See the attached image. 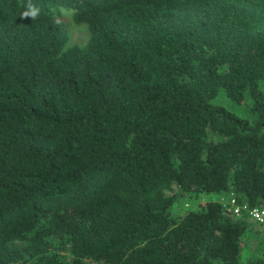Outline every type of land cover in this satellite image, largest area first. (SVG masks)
Wrapping results in <instances>:
<instances>
[{"label":"trees","instance_id":"1","mask_svg":"<svg viewBox=\"0 0 264 264\" xmlns=\"http://www.w3.org/2000/svg\"><path fill=\"white\" fill-rule=\"evenodd\" d=\"M27 2L0 0V264H264V223L171 210L264 207V0Z\"/></svg>","mask_w":264,"mask_h":264},{"label":"rangeland","instance_id":"2","mask_svg":"<svg viewBox=\"0 0 264 264\" xmlns=\"http://www.w3.org/2000/svg\"><path fill=\"white\" fill-rule=\"evenodd\" d=\"M68 33L69 42L81 43L84 42L86 38V31L82 25H70L68 27ZM212 100L241 116L250 117L251 115L248 111L250 99L247 96H245L240 102H234L230 100L221 90H219L217 95ZM227 198L228 193L224 192L198 194L197 196L182 195L172 204L171 210L176 213H181L187 209L196 208L199 203H202L207 199H218L222 204H224ZM259 227L260 231L259 233L257 232V234L253 233V229L244 232L240 240L239 260L257 255L261 249H264V225Z\"/></svg>","mask_w":264,"mask_h":264},{"label":"built area","instance_id":"3","mask_svg":"<svg viewBox=\"0 0 264 264\" xmlns=\"http://www.w3.org/2000/svg\"><path fill=\"white\" fill-rule=\"evenodd\" d=\"M227 209L234 215L239 216L241 213H246V215L256 221L257 223H264V207L261 206H248L245 203H236L235 196L232 192L229 193L225 203Z\"/></svg>","mask_w":264,"mask_h":264},{"label":"clouds","instance_id":"4","mask_svg":"<svg viewBox=\"0 0 264 264\" xmlns=\"http://www.w3.org/2000/svg\"><path fill=\"white\" fill-rule=\"evenodd\" d=\"M40 15V9L32 3V0H28L25 10L21 13L20 17L22 19L31 18L35 20Z\"/></svg>","mask_w":264,"mask_h":264}]
</instances>
